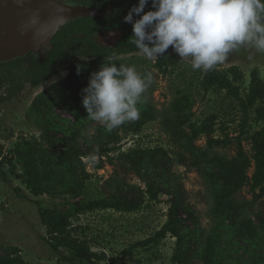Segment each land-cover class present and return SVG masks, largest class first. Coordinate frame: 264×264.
Wrapping results in <instances>:
<instances>
[{
    "label": "trees",
    "instance_id": "1",
    "mask_svg": "<svg viewBox=\"0 0 264 264\" xmlns=\"http://www.w3.org/2000/svg\"><path fill=\"white\" fill-rule=\"evenodd\" d=\"M68 1L106 13L110 7L111 12L101 18L81 19L67 25L53 39L51 50L45 61H38L33 54H29L13 62L0 64V92L3 91L0 93V106L19 99L26 85L30 89H37L60 74L68 73L64 80L37 95L27 111L29 123L42 132L41 139L22 138L24 144H17L14 149L6 153L0 147V165L3 175L14 176L21 180L27 190L37 198L45 195L51 198L79 197L85 190L86 183L91 179L87 165L90 164L93 170H100L104 167L106 159L114 165L111 155L120 151L121 147L119 146L120 137L114 133L107 134L105 142L95 147L90 146L85 151L73 142V139L80 134L70 136L49 134L46 118L49 109L53 108L52 105L56 102H66L72 104L71 111H75L76 107L84 108L82 89L88 85L90 75L98 71L102 63L107 64L109 58L117 67L119 65L134 66L141 74H145L142 69L147 64L144 54L129 42V38L133 35L132 24L124 21V17L134 5H138L139 0ZM150 10H155L152 7V0H148L143 11L146 13ZM139 18L140 16L133 14L134 20ZM112 24L121 26L122 38L115 48L98 45L96 42L98 32ZM233 54L234 50L229 53L224 62L230 60ZM167 64L166 50L157 59L156 68L160 72H165L164 68ZM78 67L79 74H77ZM220 68L221 64L207 73L203 72L201 86L206 92L225 91L227 96L235 100L242 108L244 119L241 135L238 138L237 157L220 164L216 156H209L208 150L196 153L194 141L202 134H209L212 126L206 123L201 128L189 126L191 131L188 133L185 126L189 120L183 115L186 109V102L183 100L176 101L171 106L177 120L166 122L173 140L184 144L187 151L195 154L192 158L193 165L201 173L205 171L204 178L209 191L212 212L219 220L211 237L200 244L201 237L195 235L200 225L199 219L192 208L179 194L172 190L166 192L161 187L162 182L148 178L151 169L160 172L162 177V173L169 170V165L174 161L165 155L160 157L161 152L158 150H132L122 154L121 157L126 159V162L131 165L130 169L146 185V191L130 186L124 181L112 187V196L107 200L78 202L74 205L62 204L61 208L59 206L48 208L42 202L34 200L38 207L41 224L46 229L45 242L53 253L61 254L63 250H66L69 254L61 256L63 263L73 264L80 261L95 264L105 260L104 254L92 251L88 240L77 236L79 228L74 226L73 218L99 208L135 212L141 206V202L135 199V192H141V196L146 193L153 201H159L160 196L167 195L170 203L166 224L153 239L142 242V246L155 243L170 235L177 239L175 260L178 264H189L198 258L204 264H257L259 262V257L252 254L250 257L253 260L245 261L240 253L249 254L248 248L251 246L264 252V213L258 208V202L264 197V80L257 69L253 70L249 93L243 97L238 86L244 81L243 72L236 67L229 70ZM145 94L146 92L143 96ZM138 108L140 118L129 124V129L133 132H138L143 124L155 119L152 112L142 109V99ZM252 110L255 111L256 120L261 122L262 126L249 139L252 147V157H250L243 148L242 138L248 130ZM229 143V141L209 138L210 148L227 146ZM16 161L22 173L17 172ZM252 163L255 165V173L250 177L247 172ZM158 167L163 168L158 169ZM245 188H249L252 199L237 197V194ZM15 192L20 198L28 199L21 189L17 188ZM143 199L142 196V206ZM187 223H191L195 229L188 234ZM240 242H244L245 245L247 243L246 248L241 247ZM197 244L198 246L195 247L194 245ZM262 259L264 258L260 257L261 261ZM0 264H28V262L21 256L18 247H4L0 244Z\"/></svg>",
    "mask_w": 264,
    "mask_h": 264
},
{
    "label": "rangeland",
    "instance_id": "2",
    "mask_svg": "<svg viewBox=\"0 0 264 264\" xmlns=\"http://www.w3.org/2000/svg\"><path fill=\"white\" fill-rule=\"evenodd\" d=\"M121 26L112 24L104 29L114 31ZM98 35V34H97ZM98 37L96 36V39ZM98 40V39H97ZM168 64L165 72L156 68L157 58L147 59L142 71L151 73L153 83L142 97V109L152 112L155 119L143 124L138 132L130 131L129 124L107 132L99 123L90 120L85 108L70 110L71 103L56 102L49 109L46 124L49 134L70 136L80 134L73 139L80 149L88 150L105 142L107 134H118L120 137V151L112 154V160H104V167L100 170L91 169L87 165L91 179L86 183L83 193L77 197L70 196L51 198L48 196L34 197L22 184L21 180L10 175L4 176L0 165V244L4 247H18L23 259L28 264H66L61 261V256H68L63 250L61 254L51 251L45 238L46 229L41 224L38 207L34 200L42 202L48 208L60 207L62 204L74 205L78 202L88 203L99 200H107L112 196V187L120 182H126L135 188L147 190L146 185L130 168L131 165L122 158L132 150H158L160 157L165 155L172 162L169 170H165L160 177V172L151 169L150 179L158 180L166 192L172 190L184 198L186 204L192 208L193 213L199 219V227L195 235L201 237L200 244L209 239L214 228L219 223L212 212L209 191L204 168L200 172L193 165L192 158L195 154L187 151L184 144L174 141L169 133L166 122L176 121L175 112L171 106L176 101H185L184 116L188 117L185 126L190 133L189 126L201 128L205 123L211 124L209 134H202L194 141L196 153L208 150L210 157H217L218 161L231 160L239 153V136L243 124L244 113L240 105L225 91L206 92L202 86L203 71L193 70L189 58H180L173 48L167 49ZM238 68L244 74V81L239 83L240 93L246 97L249 93L251 73L257 69L264 80V52H256L248 46H240L234 50L230 60L221 64L222 70ZM68 73H62L52 81L37 89H30L26 85L21 97L0 106V147L8 152L17 146L24 144L22 138L41 139L42 132L31 125L27 119V111L32 102L41 92L48 90L53 84L64 80ZM1 91L0 93H2ZM261 122L256 120L255 111H250V123L246 135L242 138L245 152L252 157V134L259 130ZM209 138L229 141L227 146L210 148ZM73 143V144H74ZM1 163V158H0ZM163 167H158L162 169ZM16 170H22L16 161ZM250 177L255 173V165L252 163L248 170ZM158 184V183H157ZM19 188L28 196V199L20 198L15 190ZM141 192H135V199L141 202L140 208L135 212H119L113 209H96L78 217L74 216L73 224L78 227L77 236L91 243L92 251L104 254L106 259L95 264H178L176 262L177 239L170 235L161 238L155 243L142 246V242L153 239L167 222L170 208L168 196H160L158 200H152L149 195L143 193V206ZM239 198L252 199L249 188H245L237 194ZM258 208L264 213V197L258 202ZM185 217V216H183ZM256 222L257 219H254ZM226 223V222H225ZM189 231L194 226L187 223ZM199 230V231H197ZM239 245L246 248L244 242ZM195 247L198 246L194 245ZM201 246V245H200ZM234 250V249H233ZM249 254L240 253L245 261H252L250 254L259 257L257 264H264V252L248 248ZM258 255V256H257ZM73 264H87L76 261ZM189 264H204L198 259Z\"/></svg>",
    "mask_w": 264,
    "mask_h": 264
},
{
    "label": "clouds",
    "instance_id": "3",
    "mask_svg": "<svg viewBox=\"0 0 264 264\" xmlns=\"http://www.w3.org/2000/svg\"><path fill=\"white\" fill-rule=\"evenodd\" d=\"M147 4L139 0L124 21L132 24L129 42L148 59L171 46L180 58L191 60L193 70L207 73L240 46L264 52V0H152L155 10L144 13ZM133 14L140 18L134 20ZM152 83L151 73L117 67L109 58L90 75L82 105L90 120L111 132L140 118L138 104Z\"/></svg>",
    "mask_w": 264,
    "mask_h": 264
},
{
    "label": "water",
    "instance_id": "4",
    "mask_svg": "<svg viewBox=\"0 0 264 264\" xmlns=\"http://www.w3.org/2000/svg\"><path fill=\"white\" fill-rule=\"evenodd\" d=\"M108 13L68 0H0V64L29 54L45 61L53 39L63 28L78 20L101 18ZM122 36V28L102 29L96 42L102 47L115 48Z\"/></svg>",
    "mask_w": 264,
    "mask_h": 264
}]
</instances>
